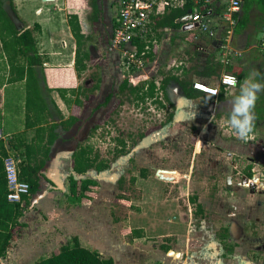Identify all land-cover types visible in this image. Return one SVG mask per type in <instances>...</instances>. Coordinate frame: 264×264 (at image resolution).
Instances as JSON below:
<instances>
[{"label": "crops", "instance_id": "0c3cea01", "mask_svg": "<svg viewBox=\"0 0 264 264\" xmlns=\"http://www.w3.org/2000/svg\"><path fill=\"white\" fill-rule=\"evenodd\" d=\"M55 1L57 0H12L15 13L6 5L17 35L28 31L34 40L36 52L29 53L28 56L21 55L18 53V43L13 41L7 44L5 50L0 36V126L4 136L0 141V160L2 162L8 151L16 152L21 160L19 175L22 163L29 158L34 165L41 164V167L37 174L38 191L34 195L26 196L29 209L20 219L24 226L14 234L6 256L0 257V264H36L58 251L72 237H76L81 246L97 251L105 259L108 258L103 251L92 247L87 238L89 234L94 233V229L89 230L79 222L84 210L98 211L95 208L96 199L82 204H73L69 199L68 178L76 175L72 169V158L84 145L72 147L71 137L66 134L73 125L68 129L63 126V122L69 117L70 109L63 103L57 89H48L49 78L45 73L49 65L47 57L60 53L54 48V42H58L62 48L64 43L66 47L63 49L70 47V66H74L75 42L68 27L69 15L78 17L85 36L88 34L83 31L82 21L87 23L91 32L93 29L87 21V14L81 18V14L76 10L64 15L59 25L60 32L55 30L53 35H46V21L49 16L44 13V9L48 3L55 4ZM103 2L104 9L101 10L98 26L107 24L110 38L115 12L111 0ZM20 6L23 9L22 20L28 23L26 26L17 13ZM108 8L113 9L111 15ZM107 16L109 21L104 20ZM162 17L155 18L152 25L150 40L156 41L157 51L149 60L150 68L153 70L157 67L162 48L164 58L166 53L170 54L173 49L182 50V62H173L170 66L162 68L160 73L156 71L155 80L149 82L158 80L161 86L164 85L163 97L170 103V100L187 99L182 83L187 91L193 90L191 85L195 81L215 85L217 79L227 73L228 67L236 73L240 70L243 72L240 82L253 68L260 72L264 66V52L258 46L264 27L258 30L253 25H248L237 30L233 47L240 51L241 57L234 60L230 66H222L216 60V41L197 30H189L188 27L186 32H183V24L179 29L158 26L157 21ZM185 34L190 40L186 41L187 45ZM193 35L197 36V40H193ZM45 38L48 39L47 42ZM174 42L176 46L172 45ZM108 43L109 39L106 49ZM87 45L92 55L90 41ZM164 45L166 47H163ZM199 46L203 47L202 52L197 49ZM207 58L212 65L219 68L217 77L200 75ZM237 92L238 86L228 95L223 93L222 99L219 96L216 108L221 124L227 125L223 122L228 113L226 110ZM197 93L200 96L192 100L194 103L196 101L203 104L212 100ZM183 111H186V107ZM228 131L225 130L223 135L226 136ZM232 134L234 135L233 132ZM252 149L255 147L230 143L222 145L226 165L222 170L224 188L214 194V198L205 193L197 199L202 212L196 213L195 210L194 214L201 215L198 216L201 220L194 226L188 223L186 245L175 243V239H167L160 247L163 253L158 252L153 257L145 256L143 264H264V179L248 177L249 166L246 172L239 167L243 164L241 158L246 159L248 150ZM169 251H175L178 255L170 256ZM124 264L139 263L136 259H125Z\"/></svg>", "mask_w": 264, "mask_h": 264}, {"label": "rangeland", "instance_id": "374dc122", "mask_svg": "<svg viewBox=\"0 0 264 264\" xmlns=\"http://www.w3.org/2000/svg\"><path fill=\"white\" fill-rule=\"evenodd\" d=\"M103 1L100 0L102 11L104 9L102 6ZM43 6L45 5L43 4ZM76 10L81 14V18H83V15L88 14L89 8L86 0H57L55 4L48 3L44 9V13L49 16L46 21V35H53L55 30L60 32L59 25L64 19V15ZM17 13L19 19L22 20V6L17 10ZM108 13L111 15L113 9L108 8ZM108 17L104 20L109 21L110 18ZM22 23L24 26L28 24L23 20ZM82 25L83 31L91 37L90 48L93 59L88 69L80 76L77 75L74 66H70V47L63 49L65 46L62 48L58 42L52 43L60 53L51 57L47 55L49 65L44 71L49 78V84L47 82L49 90L52 91L58 88L66 90L79 89L85 79L98 72L101 87L117 91L123 79L141 74V72L136 74L128 72V70L122 68L119 65L118 54L105 53L107 51L106 42L109 39L107 24L97 25L93 32L89 30L87 23L84 21H82ZM185 37L186 43L189 36L185 34ZM47 40L45 38L46 42ZM172 45L176 46V42ZM163 47H166V45ZM161 51L157 67L152 70L149 65L144 70L151 80H155L156 71L160 73L162 72L161 69L167 67V65L170 66L173 62H176V64L182 62L180 60L183 57L181 55L182 50L173 49L170 54L166 53L165 58L163 57L165 56L163 48ZM67 97H71L70 93L67 94ZM122 99L124 100L123 95L118 96L117 94L112 98L109 111L117 112L116 115L112 116L114 122L106 125L104 119L96 127H100L101 130L96 133L95 139L93 141L86 139L81 144L90 147L93 153H98L99 158L108 163V167L99 173L93 170L87 173L86 177L98 183L93 197V200L96 199L95 208L98 211L84 210L81 213L79 222L81 226L89 230L94 229V233L88 235V240L92 247L107 254L108 258L113 260V264H124L125 259H136L137 263L143 264L145 256L153 257L158 252L163 253L160 247L167 239H171V241L175 239V243L180 242L181 244L184 243L183 246L186 245V227L188 223L194 226L201 220L198 217L201 215L195 216L194 214L196 205L190 202V197L194 196L199 199V197H203V194L208 193L210 195L208 197L214 198V194L223 189L224 174L222 170L226 165L222 145L230 143L255 147L259 155L257 160H260L261 154L264 152V127L255 128L252 138L248 141L240 140L230 132L232 130L228 125L221 124L218 111L210 122H207L205 118H209L210 104L207 106L208 103L202 104L195 101L194 106L189 109L188 113H196V119L186 122L184 132L181 127L182 124L174 128V134L176 133L174 138L179 140V147L182 148L183 144L186 146V171H182V166L178 164L165 165L166 161L161 160V158L165 156L166 151H160L158 147L155 151L150 152L149 156L143 155L147 157L146 160L137 157L136 164L126 166L123 162L124 159L120 156L114 157V153L112 154L110 149L116 145L115 140L119 138L120 128L124 127L125 122L140 123V119L145 122L144 118L149 117L148 114L151 110H146L150 108L146 104L135 107L126 102L119 106V101ZM209 101L212 102V100ZM61 106L63 112L67 115L62 104ZM229 108L226 110L227 112ZM162 112L164 111L156 108L153 110L152 114L156 115L157 121L162 118ZM223 122H226V118ZM225 130L230 132H227L226 136L223 135ZM178 132L180 134L179 139L177 138ZM212 133L215 139L210 136ZM237 158L240 157L237 156ZM247 160L241 158L243 164H240L239 167L242 170L246 172L249 165L253 168V171H251L254 175L259 176L260 172L264 173V167L255 165L258 164L257 162L250 161L247 163ZM189 165H191L190 173L188 171ZM162 167L176 169L178 171L176 174L177 180L166 183L155 179L153 177L154 170ZM140 169L146 171V178L138 175ZM125 171L128 174V179H124L123 173ZM185 174L186 179L183 178ZM120 177L123 180H120ZM129 178H133L134 181L129 180ZM218 180H221V182H218ZM136 232L141 233L142 237H136ZM178 251L181 250L178 249ZM168 255L172 256L171 254Z\"/></svg>", "mask_w": 264, "mask_h": 264}, {"label": "trees", "instance_id": "16d2710c", "mask_svg": "<svg viewBox=\"0 0 264 264\" xmlns=\"http://www.w3.org/2000/svg\"><path fill=\"white\" fill-rule=\"evenodd\" d=\"M86 2L89 8L86 18L90 27L95 29L101 18L100 0H86ZM6 5H8L11 11L15 13L12 0H0V36L3 41V47L7 50V44H11L13 41L14 43H18L19 54L28 56L29 53H35V44L31 34L28 31H24L20 35H17V30L8 16ZM186 15H188L187 9L172 10L157 21V25L179 29L182 26V24L179 23V20ZM248 25H253L254 28L258 30L264 27V0L241 1V12L238 16L235 33L237 30L245 28ZM68 27L75 42L74 68L76 73L80 76L88 69L89 64L93 59V56L87 49V44L90 41V38L82 33L76 15H69ZM142 47V44H138L140 50ZM147 57L150 60L152 54H149ZM204 64L200 75L217 77L219 68L212 65L208 58L205 60ZM228 68L227 73L234 75L239 81L243 72L240 70L236 73L230 67ZM260 73L264 76V66L260 70ZM100 82L101 79L98 72H96L85 79L79 89H57L58 95L63 103L68 109H70L68 119L63 122L65 129L70 128L79 120L80 112L82 109L87 108L92 102L95 93L99 90ZM163 87L164 85H162L160 89L163 90ZM182 88L186 91L187 99L193 100L200 96L194 90L187 91L186 86L183 83ZM155 90L156 87L153 82L133 85L128 78H125L118 87L117 95H123L124 97V100L122 99L119 101V106L122 105V103L128 102L135 107H138L139 105L152 101L157 105L158 109L163 108V101L161 102L157 98L155 99ZM68 93L71 95L70 98L67 97ZM222 98L223 91L220 92V99ZM116 114L117 112L110 111L105 117V124H112L114 122L112 116ZM255 116V128H257L258 124L264 123V92L259 94V99L256 102ZM116 143L118 146L120 139H116ZM119 153L120 151L118 150L115 157L119 156ZM40 167L41 164L34 165L30 158L24 161L21 165L19 177L23 182L29 185L30 196L38 191L39 184L37 174ZM107 167V162L100 159L98 153H93L90 147H80L77 154L72 158V169L76 175L69 176L68 178L70 201L73 204L91 202L94 197V190L98 187V183L95 180L86 177V175L91 170L101 172ZM142 175L145 177L144 172H142ZM247 175L248 177L252 176L250 166L248 167ZM6 195V182L2 162L0 160V257L2 258L6 256V253L10 248L14 234L24 226L20 223V219L29 209L27 197L24 196L22 198V204H12L7 201ZM190 202L193 205H196V213L202 212L201 206L197 204L196 197H191ZM136 237H142V234L136 232ZM36 264H113V260L111 258L105 259L97 251L81 246L78 239L72 237L66 244L62 245L58 251L51 253L49 257L38 261Z\"/></svg>", "mask_w": 264, "mask_h": 264}, {"label": "built area", "instance_id": "2783aa9c", "mask_svg": "<svg viewBox=\"0 0 264 264\" xmlns=\"http://www.w3.org/2000/svg\"><path fill=\"white\" fill-rule=\"evenodd\" d=\"M111 4L116 10L114 9V24L105 53L118 54L119 65L128 72L135 74L141 72L129 78L133 85L151 81L144 70L149 66L147 56L154 55L157 51L156 41L150 40L153 21L172 10L187 9L188 15L183 18L188 16L191 18L183 24V27L197 30L200 34L216 41V60L219 64L230 66L234 60L241 57L240 51L233 47L235 29L241 12L240 0H111ZM165 31L167 32L168 29ZM182 31L186 32V28ZM260 36L258 46L264 52V29ZM192 38L194 41L197 40L195 35ZM138 44L143 45L141 50ZM63 46L66 47L64 43ZM197 49L200 52L203 51L202 46ZM229 77L235 76L225 73L217 79L215 85L195 81L191 87L194 91L217 102L221 91L226 94L238 86L233 87L229 82ZM236 80L238 81L237 78ZM153 84L156 87L155 99L162 102L163 92L160 89V82L156 80ZM3 138L0 126V141ZM20 163L19 156L13 151H8L2 159L7 189L6 199L12 204H22V198L30 194L29 185L19 177ZM256 177L257 179L263 178L262 172Z\"/></svg>", "mask_w": 264, "mask_h": 264}, {"label": "flooded vegetation", "instance_id": "af4514ba", "mask_svg": "<svg viewBox=\"0 0 264 264\" xmlns=\"http://www.w3.org/2000/svg\"><path fill=\"white\" fill-rule=\"evenodd\" d=\"M117 93L118 90L114 91L109 90L108 88H99V90L95 93V97L92 102L88 105L87 108L82 109V111L80 112L79 120L72 126V129L66 134L71 137L70 142L71 144H73L72 147L83 144L86 139L90 141H93L95 139L96 133L101 130L100 127H96L98 124H100L101 121L105 119V117L111 111H109V107L110 105H112V98ZM162 101L164 107L160 109H158L157 105L154 104L152 101L146 103V105L150 107L146 110H151V112L148 114L149 117L144 118V120H146L145 122H143L141 119L140 123L125 122L124 127L120 128V134L118 138L120 139V143L118 146L116 143V145H114V147L110 150H112V154L114 153V157L117 151L119 150V156L120 158L124 159L123 162L126 166L133 165L134 163L136 164L137 157H141L143 160H146L147 157H144L143 155L149 156L150 152L155 151L158 147L160 151H166L165 156L161 158V160L166 161L165 165L168 166L171 164H178L182 166V171H186V146L185 144H183L182 148L179 147V140L174 138V136H176V133L174 134V128H176L177 125L182 124L181 127L184 132L186 129V122H190L193 119H196V113H188L190 111L189 109L192 108L195 103L192 102V100L190 99H183L179 101L170 100L172 103L171 104L166 100L165 97L162 98ZM210 102L211 101H207V103L210 104L209 118H205L206 120H208V122H210V120L216 115L217 112V102H215L214 100H212L211 103ZM184 107H186V111H183ZM155 108L157 110L164 111L162 112V118H160L158 121L156 119V115L152 114ZM261 126L264 127V123L258 124V127ZM210 136L215 139L213 133L210 134ZM177 138H180L179 132L177 133ZM163 146L165 147L162 148ZM258 156V152L255 149H252L248 150L246 159H248L249 162H257L258 164L255 165H261V167H264V152L261 154L260 160H257ZM187 161L189 160L187 159ZM251 170L253 171V168H251ZM188 171L190 173L191 165H189ZM142 172L145 173V177H143ZM177 173L178 171L174 168L162 167L156 168L154 170L153 177L155 179H159L162 182L169 183L172 181L175 182L174 180L176 179ZM262 174L264 179V173L262 172ZM138 175L142 178L147 177V173L144 169H140ZM123 176L124 179H128V174H126V171L123 173ZM253 176L254 173H252L251 178ZM121 178L122 177H120V180H123ZM183 178L186 179V174ZM129 180L134 181L133 178H129Z\"/></svg>", "mask_w": 264, "mask_h": 264}, {"label": "clouds", "instance_id": "9594fccd", "mask_svg": "<svg viewBox=\"0 0 264 264\" xmlns=\"http://www.w3.org/2000/svg\"><path fill=\"white\" fill-rule=\"evenodd\" d=\"M229 82L233 87L238 85V92L230 101L226 123L236 137L248 140L254 134L256 102L264 92V76L253 68L243 81L229 77Z\"/></svg>", "mask_w": 264, "mask_h": 264}, {"label": "water", "instance_id": "95a60500", "mask_svg": "<svg viewBox=\"0 0 264 264\" xmlns=\"http://www.w3.org/2000/svg\"><path fill=\"white\" fill-rule=\"evenodd\" d=\"M240 1H242V0H240ZM190 18H191L190 16H188L187 18H182V19L179 20V23L184 24L188 20H190ZM168 253L171 254L172 256H177L178 255L177 253H174L173 251H169Z\"/></svg>", "mask_w": 264, "mask_h": 264}]
</instances>
